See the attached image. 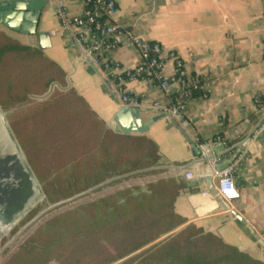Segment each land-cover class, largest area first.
Instances as JSON below:
<instances>
[{"label":"trees","instance_id":"1","mask_svg":"<svg viewBox=\"0 0 264 264\" xmlns=\"http://www.w3.org/2000/svg\"><path fill=\"white\" fill-rule=\"evenodd\" d=\"M6 31L0 28V107L10 112V128L43 191L41 207L100 185L92 192L166 172L152 140L111 132L88 103L67 88L66 74L56 62ZM175 68L172 84L186 97L172 93L170 108L202 95L199 80L188 84L180 76L183 69ZM254 105L261 113L264 99H255ZM186 188L181 177L158 178L143 188L116 189L60 211L3 264H264L193 224L184 226L174 205Z\"/></svg>","mask_w":264,"mask_h":264},{"label":"crops","instance_id":"2","mask_svg":"<svg viewBox=\"0 0 264 264\" xmlns=\"http://www.w3.org/2000/svg\"><path fill=\"white\" fill-rule=\"evenodd\" d=\"M59 1L69 17L84 10L83 0ZM110 1L117 10L115 23L157 44L165 53H173L187 76L201 83L202 95L182 103L180 116L185 126L172 117H163L143 135L157 145L161 168L180 167V172L190 168L193 178H200L204 177V164L198 162V144L210 143L209 154L222 163L229 161L236 148L241 149L229 166L234 170L238 200L224 205L203 186L202 190L186 188L177 198L175 212L189 218L187 224L204 228L264 263V247L259 243L264 244V131L256 132L258 111L254 105L255 99H264V0ZM6 32L30 45L29 36ZM37 32L48 34L50 46L43 53L62 68L68 86L107 123L119 107L96 70L78 59L61 32L52 0L40 12ZM112 58L126 69H133L137 62L136 53L121 46L113 51ZM174 68L172 62H166L164 80L173 77ZM126 86L147 102L167 107L174 93L167 95L138 81ZM149 111L141 113L143 122L155 116ZM219 134L223 144L212 141ZM247 138L253 140L243 145ZM170 174L176 176L173 171ZM211 175L214 178V172Z\"/></svg>","mask_w":264,"mask_h":264},{"label":"water","instance_id":"3","mask_svg":"<svg viewBox=\"0 0 264 264\" xmlns=\"http://www.w3.org/2000/svg\"><path fill=\"white\" fill-rule=\"evenodd\" d=\"M46 3H50V0H0V26L8 31L29 36L31 40L30 45L36 46V48L41 51L46 50L50 46L48 34L37 32L40 12ZM66 82L68 84L67 78ZM50 92L51 90H49L48 94ZM142 112V110L138 109L119 107L111 119L105 123V126L111 132L118 135H145L153 123L163 117H171L167 112L150 110L149 112L155 114V116L149 121L143 122L141 119ZM221 148L222 147H219V149ZM240 150L241 149L236 148L229 161L223 163L218 162L212 169L204 165V177L193 178L191 181L185 182L186 187L188 189L198 188L202 190L203 186L206 192L211 196H215L218 201L224 203L220 197L216 196V180L212 178L211 174L212 172L218 173L229 167L240 154ZM195 152L197 155H200L199 150L196 149ZM203 152L206 155L210 153L207 148L204 149ZM172 170L174 169H166V172L159 176L130 179L117 186L107 187L97 192H92L94 189L100 187V185L72 199L41 207L45 198L43 191L10 128L6 113L0 107V226L7 227L4 237L0 239V241L2 240L0 244V264H3L4 261L20 247L28 236L52 215L80 203L96 200L116 189L134 186L143 188L146 184L158 178L173 177L170 174ZM183 170L191 171L190 168H185ZM176 174H178V169H176ZM175 203H178L177 199ZM224 205H226V203H224ZM37 206L40 207L38 212L24 224L19 225V223ZM184 219L186 221L184 226H186L188 225L187 221L189 218ZM13 229L14 232L10 233ZM202 230L207 232L204 228H202ZM177 231L178 230L174 232ZM256 239L258 241V238ZM259 243L264 247L262 242Z\"/></svg>","mask_w":264,"mask_h":264},{"label":"built area","instance_id":"4","mask_svg":"<svg viewBox=\"0 0 264 264\" xmlns=\"http://www.w3.org/2000/svg\"><path fill=\"white\" fill-rule=\"evenodd\" d=\"M52 1L61 32L75 48L78 59L91 65L96 70L104 85L112 94L118 107L142 111L157 110L167 112L178 123L180 122L181 126H185L180 116L183 110L182 103L175 108H170L158 103L147 102L143 95H134L126 88L128 83L138 81L145 86L154 87L156 91L164 92L167 95L172 91L180 92L178 85L172 84L173 77L177 73L176 68H174L173 77L169 80H164L162 76V70L166 62H172L174 67L175 65L180 66L179 61L173 53H165L157 44L142 40L134 35L130 29L121 27L115 23L114 18L117 15V10L110 0H83L84 10L80 15L75 17L67 16L65 7L61 1ZM101 17L105 18L102 23L97 21ZM120 46L133 50L136 53L137 62L133 69L123 68L113 61V51ZM151 73L152 77H149ZM180 76L186 77L188 84H195V81L187 76L184 70L180 72ZM154 80L157 81L155 86L153 85ZM68 88L70 87L68 86ZM178 95L180 98L186 97L181 92ZM255 125L256 132L264 131V110L258 113ZM252 140L251 138H247L243 141V145ZM215 142L223 144V141L219 137L216 138ZM209 144L200 143L197 145V148L200 150L198 162L212 169L219 160L211 156V154L206 155L203 152L204 149H209ZM171 169H174L172 171L175 174L176 169H178V174L175 177H179L178 175H180L185 181L193 178L191 171L180 172V167ZM233 172L232 167H227L218 173L214 172L216 196L220 197L228 205L239 199Z\"/></svg>","mask_w":264,"mask_h":264},{"label":"bare ground","instance_id":"5","mask_svg":"<svg viewBox=\"0 0 264 264\" xmlns=\"http://www.w3.org/2000/svg\"><path fill=\"white\" fill-rule=\"evenodd\" d=\"M6 229H7V227H2L1 228V230H0V239L2 238V237H4V234H5V232H6Z\"/></svg>","mask_w":264,"mask_h":264},{"label":"rangeland","instance_id":"6","mask_svg":"<svg viewBox=\"0 0 264 264\" xmlns=\"http://www.w3.org/2000/svg\"><path fill=\"white\" fill-rule=\"evenodd\" d=\"M6 113V112H5ZM8 115H10V112H7L6 113V118H7V120H8ZM9 122V121H8ZM1 242H2V240L0 241V244H1Z\"/></svg>","mask_w":264,"mask_h":264},{"label":"flooded vegetation","instance_id":"7","mask_svg":"<svg viewBox=\"0 0 264 264\" xmlns=\"http://www.w3.org/2000/svg\"><path fill=\"white\" fill-rule=\"evenodd\" d=\"M2 227H4V226H0V230H1Z\"/></svg>","mask_w":264,"mask_h":264}]
</instances>
